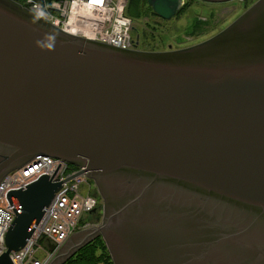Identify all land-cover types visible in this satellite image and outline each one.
Listing matches in <instances>:
<instances>
[{"label": "water", "instance_id": "water-1", "mask_svg": "<svg viewBox=\"0 0 264 264\" xmlns=\"http://www.w3.org/2000/svg\"><path fill=\"white\" fill-rule=\"evenodd\" d=\"M185 2L146 0L166 20ZM39 155L82 168L103 200L56 264L99 235L114 264H264V0L166 51L75 36L0 0V180ZM60 187L44 174L8 193L0 264Z\"/></svg>", "mask_w": 264, "mask_h": 264}, {"label": "built area", "instance_id": "built-area-1", "mask_svg": "<svg viewBox=\"0 0 264 264\" xmlns=\"http://www.w3.org/2000/svg\"><path fill=\"white\" fill-rule=\"evenodd\" d=\"M15 1L66 33L123 49L138 47L132 36V18L126 13L127 0ZM44 174L53 181H61V187L44 208L25 246L10 253L14 264H47L74 233L82 215L97 203L86 191L88 177L82 168L51 156L31 159L0 180V254L5 250V234L18 210L16 201H9L8 193L25 188ZM41 240L46 244L41 245ZM40 251L43 258L36 256Z\"/></svg>", "mask_w": 264, "mask_h": 264}, {"label": "rangeland", "instance_id": "rangeland-1", "mask_svg": "<svg viewBox=\"0 0 264 264\" xmlns=\"http://www.w3.org/2000/svg\"><path fill=\"white\" fill-rule=\"evenodd\" d=\"M129 2L127 0L126 13L132 18V36L138 43L136 49L144 51L175 50L200 43L226 28L253 4V1L248 0H186V4L180 12L166 20L153 13L146 0H140L138 8L132 4L128 10ZM90 184L93 185L91 181H87L86 191L98 200L97 206L95 205L82 215L79 227L77 226L74 233L70 235V237L76 236V239L64 244L60 252L53 256L47 264H54V260L60 261L61 258L57 259V257L62 256L67 250L70 251V248L72 249V246L85 235L86 230L98 226L100 220L95 222L96 215L98 209H103V202L95 192V186L91 187ZM93 222L95 223L93 224ZM40 243L41 245L46 244L44 240H41ZM95 248L96 254H100L102 251L100 245L98 244ZM36 256L43 258L44 255L40 251ZM65 261L61 264H64Z\"/></svg>", "mask_w": 264, "mask_h": 264}, {"label": "trees", "instance_id": "trees-1", "mask_svg": "<svg viewBox=\"0 0 264 264\" xmlns=\"http://www.w3.org/2000/svg\"><path fill=\"white\" fill-rule=\"evenodd\" d=\"M129 1L130 2H129L128 10L132 4L135 8L140 7V4H139L140 0H135V1L129 0ZM101 215H102L101 209H98L95 222H98L101 219ZM98 244L102 248V251L100 254H96L95 252L96 250L95 246L97 247ZM99 263L114 264L111 259L110 253L105 245V242L100 235L95 237V239L91 240L90 242L86 243L81 248H79L75 252V254L70 256L69 259L65 261L64 264H99Z\"/></svg>", "mask_w": 264, "mask_h": 264}, {"label": "flooded vegetation", "instance_id": "flooded-vegetation-1", "mask_svg": "<svg viewBox=\"0 0 264 264\" xmlns=\"http://www.w3.org/2000/svg\"><path fill=\"white\" fill-rule=\"evenodd\" d=\"M248 1H250V2H255L256 0H248ZM88 181L90 182L91 181V183L93 184V185H91V187H93V186H95V189H96V193L99 195V197L102 199V197H101V195H100V193H99V191H98V188H97V186H96V184H95V182H94V180L93 179H91V178H88ZM93 189V188H92ZM94 190V189H93ZM92 192V191H91ZM97 202H98V200H97ZM102 202H103V200H102ZM97 204V203H96ZM97 206V205H96ZM95 210H96V208H95ZM101 213H102V210H101ZM101 217H102V215H101ZM77 236H79V234H77ZM74 239H76V236H74V237H70V238H68L67 239V241H66V243H68L70 240H73L74 241ZM65 243V244H66Z\"/></svg>", "mask_w": 264, "mask_h": 264}]
</instances>
